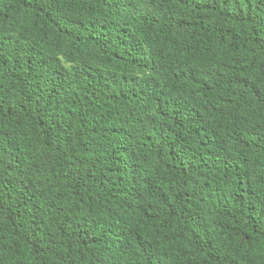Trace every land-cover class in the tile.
<instances>
[{
  "label": "trees",
  "instance_id": "trees-1",
  "mask_svg": "<svg viewBox=\"0 0 264 264\" xmlns=\"http://www.w3.org/2000/svg\"><path fill=\"white\" fill-rule=\"evenodd\" d=\"M0 264H264V0H0Z\"/></svg>",
  "mask_w": 264,
  "mask_h": 264
}]
</instances>
